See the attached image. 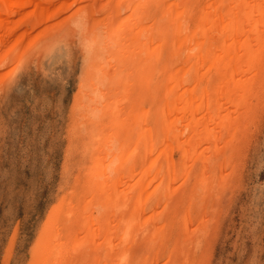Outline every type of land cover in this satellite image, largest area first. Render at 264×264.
<instances>
[{"label": "bare ground", "instance_id": "obj_1", "mask_svg": "<svg viewBox=\"0 0 264 264\" xmlns=\"http://www.w3.org/2000/svg\"><path fill=\"white\" fill-rule=\"evenodd\" d=\"M74 42L82 156L30 264H204L264 110V0H0V69Z\"/></svg>", "mask_w": 264, "mask_h": 264}, {"label": "rangeland", "instance_id": "obj_2", "mask_svg": "<svg viewBox=\"0 0 264 264\" xmlns=\"http://www.w3.org/2000/svg\"><path fill=\"white\" fill-rule=\"evenodd\" d=\"M74 43L70 49L68 43L45 51L41 46L15 69L10 70L15 61L1 66L0 264L32 262V249L42 245L58 199L74 184L66 181L68 175L73 180L75 160L82 156L73 150L79 137L72 126L83 64ZM263 88L258 95L262 99ZM257 119L244 162L231 174L240 184L234 182L222 209L211 215L216 223L210 220L208 232L214 242L208 244L204 264H264V110Z\"/></svg>", "mask_w": 264, "mask_h": 264}]
</instances>
